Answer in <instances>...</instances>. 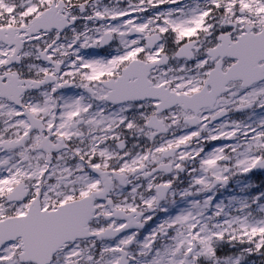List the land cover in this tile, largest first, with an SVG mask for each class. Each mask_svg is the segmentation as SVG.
Masks as SVG:
<instances>
[{
    "label": "flooded vegetation",
    "instance_id": "flooded-vegetation-1",
    "mask_svg": "<svg viewBox=\"0 0 264 264\" xmlns=\"http://www.w3.org/2000/svg\"><path fill=\"white\" fill-rule=\"evenodd\" d=\"M179 1L0 0V222L69 205L49 264L171 263L170 218L264 188V0Z\"/></svg>",
    "mask_w": 264,
    "mask_h": 264
},
{
    "label": "rangeland",
    "instance_id": "rangeland-1",
    "mask_svg": "<svg viewBox=\"0 0 264 264\" xmlns=\"http://www.w3.org/2000/svg\"><path fill=\"white\" fill-rule=\"evenodd\" d=\"M174 3V2H173ZM143 6H146L145 0H142ZM184 2L181 0L179 1L178 5H182ZM196 5V2L190 3ZM146 19L143 21L145 22ZM262 196V198L259 200V203L256 205V208L254 209L255 211L261 212L264 214V193L260 192L259 196ZM235 201H238V204L235 205L233 204ZM229 207L231 209H238V214H232V213H224L225 209L229 211ZM247 208V203L245 200L238 196L233 200V202L227 203V207L223 208L222 204H215L214 208L209 207V204L205 203L203 206L198 207V212H199V221L201 222V226L198 228H195L194 230L191 229H183L181 230L180 228H177L175 230L174 234V241L178 242L181 240V242H186L187 243V237L189 235H194V237L199 238L201 240V249L197 251V257H203L205 259V262L208 263H213L215 260L216 255H214L212 250V244L213 240L215 239L216 242V247H222V248H228V246L225 245V243H229V240L233 241L232 244L238 245L240 240H237L236 238L238 236L244 237V242L246 241V235L244 234L245 229L247 228V225H250L247 221L245 216V212L243 209L246 210ZM185 211L182 212V214L179 215H174L172 218H170V221H188V224H192L194 217L192 216V213L190 211V207L187 205L184 207ZM213 209H216L217 211L214 213ZM203 212V214L201 213ZM219 215L222 213L223 218H220L221 221L217 222V219L215 218L212 220L211 215ZM196 219V220H197ZM211 219L212 224H217L215 229H211L208 226H206L205 222ZM234 226H239L243 230L241 231V234L239 235L237 232L233 231ZM264 227V218L260 219L256 222L252 223V232L255 230H260L261 228ZM253 235V234H252ZM222 237H225L226 239H222ZM218 243V244H217ZM251 243V241H250ZM188 244V243H187ZM264 245V236L261 237V235H257L254 238H252V245L253 249L250 251V249L244 248L240 253L237 251L239 250V246H236L234 250L230 252H219L223 253L218 255L219 257V263L218 264H241L237 262H242L245 261L246 255L248 256L250 254L251 259L248 261V263L245 264H259V261H262L263 254H264V248L262 246ZM253 251V252H252ZM262 257V258H261ZM177 256H174L173 263H176ZM190 264V263H189Z\"/></svg>",
    "mask_w": 264,
    "mask_h": 264
}]
</instances>
